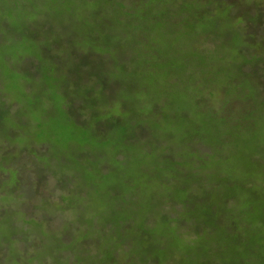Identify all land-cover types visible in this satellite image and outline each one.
I'll return each instance as SVG.
<instances>
[{
  "label": "trees",
  "instance_id": "1",
  "mask_svg": "<svg viewBox=\"0 0 264 264\" xmlns=\"http://www.w3.org/2000/svg\"><path fill=\"white\" fill-rule=\"evenodd\" d=\"M47 2L0 0V72L21 50L41 52L46 42L24 41L46 40L34 24L49 15ZM51 2L57 15L71 12L82 32H95L65 42L64 60L99 49L100 66L120 64L121 78L136 64L138 80L124 77L136 104L131 123L115 117V139L100 136L110 159L90 154L73 177L44 175L38 190L21 175L10 181V170L30 172L36 159L8 160L20 149L0 127V232L16 257L57 239L69 248L51 257L60 264H264V0ZM195 33L209 68L178 43ZM91 77L101 87L102 77ZM175 99H192L194 110L170 116ZM41 144L30 150L45 154ZM74 220L70 237L57 236Z\"/></svg>",
  "mask_w": 264,
  "mask_h": 264
},
{
  "label": "rangeland",
  "instance_id": "2",
  "mask_svg": "<svg viewBox=\"0 0 264 264\" xmlns=\"http://www.w3.org/2000/svg\"><path fill=\"white\" fill-rule=\"evenodd\" d=\"M53 5L55 3L48 0L45 9L50 8L49 15L44 12L42 20L34 24L35 31L46 40L28 35L26 40H23L25 47L32 44L43 45L44 42L46 47L43 45L41 52L21 50L20 44L21 51L18 56L8 59L9 63L3 65L4 70L0 72V97H2L0 127L6 129V136L10 143L17 145L21 150L15 153V157L10 155L7 159L23 161L30 158V152H32L31 157L36 159L30 172L10 170V181L21 175L20 183H23L27 190H38V181L47 174L55 176L68 174L73 177L79 169L86 167L82 166L79 160H86L90 154L101 161L110 159V154L105 153V148H102L104 145L100 141V136L107 134V139H115L116 136L113 133L118 132L122 126V122L116 123L118 120L115 117L129 116L128 112L133 110L136 104L135 90L128 81L124 80V77L137 79L139 74L136 64H132L133 75L124 73L125 75L123 74L121 78L117 77L119 74L116 73V70L120 69V64H117L115 70L112 68L107 70L110 65L100 66L104 52L99 49H76L79 53L76 61L64 60L67 56L62 49L65 42L76 43L83 35L90 36L92 32L94 34L95 32L92 27L82 32L81 21L77 20L73 13L70 12L71 18H66V15L59 16L55 13ZM93 18L94 13H87L84 19ZM20 30L21 27L18 32ZM59 36H62L61 41L56 39ZM19 37L25 39V34ZM168 37L161 38V46L168 45ZM184 38V41L181 40L178 43L182 44L185 53L195 57L197 62H202L204 68H209V59L199 54L196 49V44L200 40L197 34ZM91 75L102 77L99 81L101 87L94 86ZM101 91L105 93L102 98H99ZM172 93L170 91L164 97L170 98ZM96 98L99 99L98 105H95ZM64 103L67 104L65 107L67 110L63 108ZM98 106L100 107L97 108ZM129 107L131 110H128ZM194 108L192 99L185 101L175 99L170 116L185 110L193 111ZM165 109H168L167 105ZM124 122L129 124L128 122L132 121L127 117ZM139 130V128L131 129L128 135L135 137ZM39 143H48V145L40 146L44 150L47 148L45 154L30 150ZM24 150L28 151V155L23 154ZM104 167L102 166L101 169ZM20 170L23 169L20 168ZM1 172L0 170V178L3 177ZM65 178L62 177L61 182L64 183ZM10 185L15 186V183ZM34 204L35 202L31 205ZM78 225L76 220L70 225H64L58 230L57 236L65 234L70 237L71 228ZM3 231L0 232V264H12V261L14 264H32L30 260L34 257L38 258L39 264H60V260H54L51 257L69 250L56 239L41 249L35 248L29 253L26 251L16 257L18 253L12 250V245L1 238ZM17 245L20 250L23 249L22 242H18Z\"/></svg>",
  "mask_w": 264,
  "mask_h": 264
}]
</instances>
